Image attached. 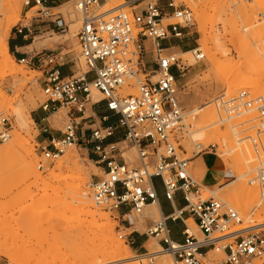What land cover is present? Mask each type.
<instances>
[{"label": "rangeland", "instance_id": "obj_1", "mask_svg": "<svg viewBox=\"0 0 264 264\" xmlns=\"http://www.w3.org/2000/svg\"><path fill=\"white\" fill-rule=\"evenodd\" d=\"M6 1H1L0 23H3L7 16V10L3 6ZM26 1H28L27 4ZM172 1L175 5L189 7L193 13L192 24L182 28L181 37L174 38L180 43L181 49L165 50L166 54L181 58L185 66L175 81L178 99L184 110V126L178 135L179 150L177 153L181 158H188L190 161L200 157L206 159L208 167L205 164L201 170L193 168L189 163L191 174L202 185L204 183L200 177L195 175L194 171L198 170L204 174L211 168L223 174L222 181L210 188L214 189L213 191L222 186H226L225 190H227L235 184L232 181L236 180V169L228 165L240 159L239 166L242 168L245 166L241 172L246 173L237 182L245 180L247 186L256 189L258 197L260 190L264 189V184L263 186L257 182L250 184V180L255 178L257 173L255 169L249 171V168L246 167L245 159L248 156L244 153L248 152H243L240 147L244 146L241 140H245L244 143L249 146L250 155L255 156L250 164L264 161L262 156L264 154V128L258 135L259 140L255 141L258 144L255 149L250 140V137L256 138L255 126L258 122L255 119V112L251 111V115L247 116L245 114L229 115L230 118L224 120L227 115L224 114L219 99L223 96L225 99L235 96L239 90H246L249 99L259 96L264 98V35L252 42L250 34L244 29L247 22L243 20L245 19L244 12L253 5L255 7L254 15L262 19L264 3L260 2L262 5L259 3V6L256 7L254 3L259 0H158L159 6L167 16L171 13L168 3ZM31 2L32 0H10L15 12L11 15L7 25V46L12 33L18 34L16 27L29 26L32 30V27L46 25L44 30L39 28L32 30V34L27 38L29 46L24 50L28 53L40 50L59 52L62 58L69 59L75 64L76 74L85 72L87 67L80 56L76 39V32L80 26V14L74 8L73 0H60L52 4L53 6L46 10V13L37 12L38 7L30 9ZM119 2L124 4L118 11L130 14L132 11H140L145 8L149 0H138L134 3L129 0H100L95 10L104 15L107 5H115ZM171 21L173 19L163 20V23ZM262 22L264 24L263 19ZM213 36L217 37V44ZM195 48L202 51L203 59L196 61L192 53L190 55L183 54V52ZM222 49L227 50L225 55L222 53ZM242 49H250L254 54L252 58L247 61L240 58L238 51ZM7 51L10 57L9 61L7 60V66L10 69L4 73L0 71V118H6L5 129L8 131V137L5 140L0 139V231L13 242L12 249L18 257L16 259L22 260L19 264H35L36 262L40 264L41 260L46 261V259H53L52 257L55 256L68 258L67 260L71 263L77 254L102 246L106 247L105 244L110 239L111 233L129 247L132 256L128 260L115 264H136V259L147 255L151 247H159L156 239L144 234L149 224L158 218V213H153L152 207L145 209V216L134 223L137 231L131 234L133 241L129 243L124 236L130 230L125 229V226L104 211L102 207L96 206L91 199L89 184L95 181L97 176H102V172L88 156L86 147L90 148V146L71 144L67 145L62 154L55 159L48 160L43 157L41 146L47 144L37 143L38 130L35 124L36 114L42 110L41 106L47 99L39 84L41 73L31 70L24 63H19L18 59L11 55L8 47ZM212 53L215 54L212 56ZM235 62H242V64L239 68H235L233 73L222 77V74L226 72V70L223 72L224 65L235 64ZM219 67L221 68L218 69ZM143 79L144 76L139 73L135 79L128 80L120 89V94L127 95V89L133 90L128 94L135 93L138 82H142ZM235 85L239 88L234 90ZM90 93L93 101H98L102 97L93 86L90 88ZM90 105L91 103L85 105V116H93ZM204 105H207L204 107L205 109L208 105L213 107V115L209 118V122H212L213 125L207 128V136L202 138L204 141L201 139L191 141L187 132L195 131L196 124L190 120L187 113L195 107ZM16 108L25 110L26 124L24 126L26 128L19 125L15 114ZM70 109L69 106L58 108L56 106L54 110H49L46 113L45 122L50 126L52 132L59 133L64 129L67 113L72 110ZM29 119H32L33 122H29ZM195 122H198L197 118ZM231 126L234 128L232 129ZM213 130L215 131L213 132ZM233 132L237 133L235 135L237 138ZM224 135H226V139ZM208 136H211L210 139ZM235 138L240 139L238 142L240 144L235 141ZM227 141L231 146L227 145ZM198 142L203 147L202 150L196 152L197 148L193 144ZM209 144H215L214 148H211ZM68 152L71 153V156L67 155ZM132 152L134 160L127 162L130 166L135 167L138 165V161L134 149ZM124 157L126 158L125 154ZM30 165L39 174L38 177L29 174L28 167ZM78 169L81 171V174L79 171V180L74 182L63 180L67 177L66 175H70L72 171L75 172ZM75 182L79 185L82 184L81 188L85 190V196L75 193ZM213 191L215 198L221 199L223 203L225 202L227 206L235 208L238 212L242 224L235 226L236 228L251 224H264L263 216L247 220L239 209L232 205V201L227 196L220 191L216 192L215 196ZM204 196H209V193H204ZM257 197L256 199L260 198V196ZM81 199L86 202L78 201ZM91 213L96 215L92 219ZM102 216H107V221ZM187 224L195 234L199 233L191 219L187 221ZM110 227L111 230H109ZM136 237L140 238L142 245L140 248L135 247ZM219 258V254L209 253L210 260ZM145 262L157 264V258L145 256ZM0 264H10V262L8 258L0 256Z\"/></svg>", "mask_w": 264, "mask_h": 264}, {"label": "built area", "instance_id": "obj_2", "mask_svg": "<svg viewBox=\"0 0 264 264\" xmlns=\"http://www.w3.org/2000/svg\"><path fill=\"white\" fill-rule=\"evenodd\" d=\"M135 1L138 0H129ZM99 2L73 0L80 14L76 39L87 67L85 72L61 78L58 70L61 55L51 50L30 52L18 59L19 63L41 73L39 84L47 97L42 110H54L56 106L72 109L67 113L61 138H51L49 144L41 146V154L49 160L59 157L67 145L90 146L88 156L102 172V176L89 184L91 199L130 230L124 236L129 243H132L131 234L137 231L134 223L145 216L147 207L154 206L158 218L149 224L144 234L156 239L161 249L172 256L174 264H264V224L233 230L242 224L238 212L215 198L212 186L198 182L190 172V160L177 153L184 110L175 81L185 66L181 58L165 53L162 41L182 36V28L192 24V10L172 1L168 3L171 13L167 16L158 0H149L140 11L103 15L95 10ZM31 3L30 9L38 7L37 12L50 9L45 5L46 0ZM261 17L264 20V12ZM169 19L173 21L163 23ZM45 28L46 25L39 27ZM24 30L32 31L29 26L16 27L18 34H23ZM192 54L196 61L204 57L199 48L193 49ZM139 73L144 79L138 82L136 92L121 95L120 89ZM92 86L102 97L91 105L103 101L105 109L117 118L112 124L89 129L88 135L80 131L77 136V127L93 119L92 115L85 116ZM219 102L227 115L224 120H228L229 115L255 112L256 138L250 137V140L257 149L255 141L264 128V98L249 99L246 90H239L235 96L221 97ZM101 120L107 117L102 116ZM6 124V118H0L1 140L8 137ZM115 134L120 135L119 141H106ZM128 148L135 151L138 161L135 167L124 157ZM155 178L159 179L163 197L170 204L177 192L181 194L182 207L172 206L170 214H161ZM250 182L264 184V166ZM189 219L198 234L187 224ZM167 221L182 224L181 242L172 240ZM209 253L219 254L220 258L210 260Z\"/></svg>", "mask_w": 264, "mask_h": 264}, {"label": "bare ground", "instance_id": "obj_3", "mask_svg": "<svg viewBox=\"0 0 264 264\" xmlns=\"http://www.w3.org/2000/svg\"><path fill=\"white\" fill-rule=\"evenodd\" d=\"M16 1V0H14ZM28 1H26V4H27ZM256 2V1H255ZM264 3V0H259L258 2L254 3L256 5V7L259 6V3ZM260 3V4H261ZM16 4V3H15ZM113 4V3H112ZM122 4H124L123 2H119L115 5H107L104 9V15L105 14H109V13H112V12H117L118 10H120V6H122ZM262 5V4H261ZM5 6V10H7V16L5 17V21L2 23H0V71L2 73H4L5 71H7L8 69H10L8 66H7V60L10 59L9 57V53L7 51V43H6V37H7V25H8V22L10 21L11 19V15L14 14L15 10L14 8L11 6L10 4V0H7L4 5ZM254 6V5H253ZM251 6L249 9H247L244 13H245V19H243L245 22H247L245 24V31H247V33L250 34V39L252 42H255L257 41L258 39H260V37L262 35H264V24L262 22V19L259 17L257 18L256 15H254V8ZM122 10V9H121ZM98 14H103V13H99ZM264 21V20H263ZM243 25V24H242ZM212 36V35H211ZM214 37V40L216 42V44L218 43V39L216 36H213ZM258 38V39H257ZM215 44V43H214ZM221 48V47H220ZM224 50V51H223ZM222 53L225 55L227 53V50L226 49H222L221 50ZM192 53V50H188L186 52H183V54H186V55H190ZM213 54L215 53H212L211 55L213 56ZM254 54H252L251 50L250 49H242L241 51H238V56L240 58H242L244 61H247L249 60L250 58H252ZM9 61V60H8ZM242 64L241 63H236L235 64H230V65H224V71L226 70L225 74L223 73L222 74V77L223 75L226 76V74H230L233 70H235V68H239L240 65ZM221 67H219L218 69H220ZM10 71V70H9ZM234 72V71H233ZM232 72V73H233ZM255 72V71H254ZM253 72V74H254ZM220 73V72H218ZM222 73V71H221ZM220 73V74H221ZM233 75V74H231ZM228 77V76H227ZM226 77V78H227ZM239 87H236V85L233 87V89H237ZM96 90V89H95ZM131 89H127L126 92L127 94L128 93H131ZM98 92V90H97ZM90 97H91V93H90ZM218 98V97H217ZM92 99V98H91ZM91 101V100H90ZM208 103V102H207ZM207 106V105H204V106H199V107H195L193 109H191L187 114L189 115V118L191 121H193L196 126H195V131L193 132H187V134H189V138L191 141H195V140H202V138H204L205 136H207V128L210 127L211 125H213L212 122H209V118L210 116L213 115V107L209 106L205 109L204 107ZM218 106V105H217ZM25 109V108H24ZM25 111V110H24ZM24 111L23 109L21 108L18 109L16 108L15 109V114L18 118V122H19V125L24 128L26 122H25V115L24 114ZM61 112V111H59ZM219 112V111H218ZM62 113V112H61ZM243 114H245L246 116L249 114L251 115V113L249 111H246V112H243ZM58 115V114H57ZM24 116V118H23ZM197 118L198 122H195V119ZM30 121L29 122H33L32 119H29ZM183 120H184V117H183ZM57 122V121H56ZM244 122H247V121H244ZM56 124V123H55ZM26 128V127H25ZM231 128L233 129L234 127L231 126ZM215 130H213L214 132ZM216 133V132H215ZM214 133V134H215ZM235 133V132H233ZM212 134V133H211ZM234 136L237 135V133L233 134ZM218 136V135H217ZM225 136V139H226V135ZM229 136V135H228ZM211 137V136H210ZM210 137L208 136V138L210 139ZM236 137V136H235ZM221 138V136H220ZM230 137H228L229 139ZM237 138V137H236ZM235 138V139H236ZM223 139V138H222ZM184 140V139H183ZM216 140V139H215ZM214 140V141H215ZM231 140V139H229ZM204 141V139L202 140ZM207 141V140H206ZM237 143L240 141V139H236L235 140ZM242 141V144H244L243 148L240 147L241 150L244 151H247L248 153H244V155H247L248 158L245 159V164L247 165L246 167L249 168V171L251 170H254L257 172H259L260 168H262V165L264 164V161H262L259 157V160L260 162L257 164L256 162L253 164H250V162H252L254 160V157L255 156H252L250 155V150L248 149L249 146L247 144H245L244 142H246L245 140L243 141V139L241 140ZM216 142V141H215ZM222 142V141H221ZM207 143V142H206ZM186 144V143H185ZM230 145V143L227 141V145ZM240 144V143H238ZM263 144V143H262ZM195 146L196 149V152H199L200 150H202V145L198 142V143H194L193 144ZM233 145V144H232ZM247 145V146H245ZM183 146V145H182ZM210 147L212 146H215V144H209ZM224 146V145H223ZM231 146V145H230ZM234 146V145H233ZM226 147V146H225ZM251 147V146H250ZM183 148H185L183 146ZM262 148V147H261ZM229 149V148H228ZM234 149V148H232ZM127 153H125L126 155V159L127 161H133L134 160V155H133V152H132V148H129L127 149ZM226 150V149H225ZM236 150V149H235ZM240 150V151H241ZM261 150V149H260ZM260 150H259V154H260ZM264 150V149H263ZM253 151V150H252ZM221 152V151H220ZM231 152V150H230ZM239 152V151H238ZM237 152V153H238ZM264 152V151H263ZM256 153H258L256 151ZM71 153L68 152V156H71L70 155ZM241 154V153H240ZM258 154V155H259ZM263 154V153H262ZM222 155V154H221ZM227 155V154H226ZM261 156V155H259ZM264 157V154L262 155ZM222 157V156H221ZM235 158H238L235 156ZM241 158V157H240ZM262 158V157H261ZM239 159V158H238ZM224 160V159H223ZM240 160V159H239ZM238 160V161H239ZM238 161H234L232 164L230 163L228 166H230L231 168H235L236 169V180L232 181V183H235L234 185H232L231 187H229V189L225 190L226 186H222V187H219L217 188L215 191L211 190V193L212 191L215 193V196H216V192L218 193L220 191V193H223V195L227 196L232 202V205H235L239 211L241 212L242 216L245 218V219H251L252 217H256V218H259L260 216H263L264 217V189H261L260 187V193H259V196L260 198L259 199H256L257 197V191L255 188L253 187H249L247 186V184L245 183V180L243 181H239L237 182L238 179L242 178L244 176V174L246 173H242L241 170L245 168H242L239 166V162ZM59 163V162H58ZM191 163V161H190ZM244 163V162H243ZM60 166V165H59ZM253 167V168H252ZM60 168V167H59ZM252 168V169H251ZM234 169V170H235ZM28 170H29V174H31L32 176L34 177H38L39 174L35 171V169L30 165L28 167ZM75 170V169H74ZM72 171V170H71ZM79 171L80 169H78V171H75V172H71L70 175H66L63 180H70V181H76V180H79ZM83 171V170H82ZM244 171V170H243ZM80 174H81V171H80ZM83 178V177H82ZM237 182V183H236ZM76 183V182H75ZM251 184V182H250ZM82 185V184H81ZM79 185V183H76L74 185V191L75 193L77 194H81V195H84L85 196V190H82V186ZM263 186V184H262ZM258 188V187H257ZM264 188V187H263ZM210 191V190H209ZM213 194V193H212ZM214 195V194H213ZM258 196V197H259ZM257 197V198H258ZM221 200V199H220ZM78 201H82V202H86L85 200H78ZM225 203V202H224ZM226 204V203H225ZM153 208V213H158L156 207L154 206H151ZM235 209V208H234ZM91 216V219L92 217L94 218V216H96L94 213H91L90 214ZM102 218L104 220L107 221V216H102ZM257 224H251L249 226H241V227H238L236 229H233V230H243V229H246L248 227H252V226H255ZM109 230H111V227L109 228ZM110 239L108 240V242H106L105 246H102V247H98L97 249L95 250H89L87 252H84L82 254H77L74 258H73V261H71V263L67 260L68 258H60V256H55V257H52L53 259H46V261L43 259L41 260L40 262L42 264H66L67 261L68 263L67 264H115V263H118V262H121L123 260H128L130 259L132 256H131V252L129 250V247H127L126 245H124L121 241H119L117 238L114 237V235L111 233ZM13 248V242H11V240H9L1 231H0V256H4L6 258H8L10 264H19L20 261L22 260H19L16 259L18 258L17 255L15 254V251ZM68 255V254H67ZM72 255V254H71ZM75 255V254H74ZM16 256V257H15ZM145 256H152L154 258H157V264H174L173 262V258L172 256L166 252V251H163L160 246L159 247H151L150 251L147 253V255H142L140 257H138L136 260V264H147L145 262ZM58 257V258H56ZM20 258V257H19ZM22 259V258H20ZM40 263V264H41ZM25 264V263H24ZM34 264V263H32ZM37 264V262L35 263ZM39 264V262H38Z\"/></svg>", "mask_w": 264, "mask_h": 264}, {"label": "crops", "instance_id": "obj_4", "mask_svg": "<svg viewBox=\"0 0 264 264\" xmlns=\"http://www.w3.org/2000/svg\"><path fill=\"white\" fill-rule=\"evenodd\" d=\"M60 0H46L45 5L47 7H52L54 3L59 2ZM38 27H32V30H35ZM32 34V31L30 33H27L25 30L23 31V34H16L12 33V35L10 36L9 40H8V49L9 52L11 53V55L14 58L20 59L26 55H28L29 53L26 52L24 49L27 48L29 45H27V38ZM162 47L166 50L169 49H173V48H179L181 49V45L179 42H177L174 39H169V40H164L162 41ZM59 70V75L61 78H67L71 75L76 74V66L75 64H73V62L69 59L66 58H62L60 60V66L58 68ZM91 101H93V97L91 96ZM91 110L93 112V119H90L88 121H85L83 123L82 127H77L76 129V135L80 136V131L83 132V134H89V129H93L95 127H104L106 125L112 124L117 116L108 112L105 107H104V102L100 101L97 102L93 105H90ZM49 111V110H48ZM48 111L45 110H41L39 112H37L36 114V125H37V130H38V137H37V143L38 144H49V141L51 138H61L62 134L61 131L58 132H52L50 130V126H48L46 124V113ZM102 116H106L107 120H101ZM93 121V122H92ZM92 122V123H90ZM87 125V131L84 132L85 125ZM120 135L119 134H115L109 138H107V142H116L119 141ZM87 153L90 154L89 152V148H86ZM92 155V154H91ZM207 165V161L204 157H200V158H196L193 161H191V166H193V168H197L198 170H201L203 165ZM208 167V165H207ZM194 171L195 175L200 177L202 183H204V185H206L207 187L210 186H214L215 184L219 183L220 181H222L223 179V174H221L219 171L217 170H213L211 168H209L207 171V173H201L199 171ZM155 184L157 186L158 189V203H159V210L161 212L162 215L166 216L168 214L171 213L172 211V206L174 208H180L183 206L184 202L182 200V196L179 192H177L174 196V200L173 202L170 204L167 200H165V198L163 197V193H162V187L160 186V181L158 178L154 179ZM167 225L168 228L170 230V236L172 238V240L176 241V242H181L183 240V235L181 234V230H182V224L178 221L175 222H171V221H167ZM133 241V239H132ZM136 244L135 247L136 248H140L142 245L140 244V238L136 237L135 240Z\"/></svg>", "mask_w": 264, "mask_h": 264}]
</instances>
